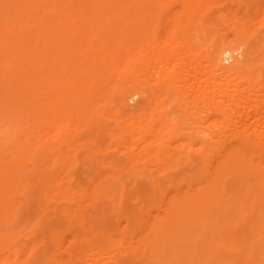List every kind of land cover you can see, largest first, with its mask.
I'll list each match as a JSON object with an SVG mask.
<instances>
[{"label":"bare ground","instance_id":"bare-ground-1","mask_svg":"<svg viewBox=\"0 0 264 264\" xmlns=\"http://www.w3.org/2000/svg\"><path fill=\"white\" fill-rule=\"evenodd\" d=\"M0 264H264V0H0Z\"/></svg>","mask_w":264,"mask_h":264}]
</instances>
